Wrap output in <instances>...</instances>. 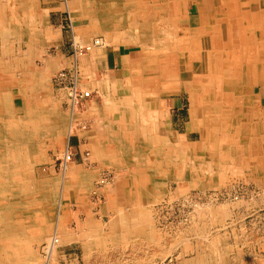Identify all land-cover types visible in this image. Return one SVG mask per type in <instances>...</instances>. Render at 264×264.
<instances>
[{"label":"bare ground","instance_id":"bare-ground-1","mask_svg":"<svg viewBox=\"0 0 264 264\" xmlns=\"http://www.w3.org/2000/svg\"><path fill=\"white\" fill-rule=\"evenodd\" d=\"M10 1L13 2V8L15 6L19 8L18 5L14 4L15 0ZM90 3L84 6L80 3V0H72L71 7L67 5L72 31L75 33L81 32L82 25L76 18L77 15L80 17L83 15L95 25L97 30H100V33L112 34L104 27L108 23L112 26L113 31H118L122 35L126 34V37L130 36L127 38L135 49L140 46L145 52H152L155 55V57L151 56V61H154L152 64L155 67V72H151L149 77L155 75L154 78L157 77L155 78L156 81H163V95L166 93H187L191 101L190 125L198 134L197 142L187 146L181 142L182 140H179L173 131L166 127L163 130L164 134L161 136L156 131L158 125H155L157 121L159 122L158 114L153 115L150 121L151 127L147 128L139 125L141 118V121L144 122L147 117L142 116L139 119L137 115L129 112L127 102L130 100L132 103H135L136 100L139 101V95L145 94L144 89L129 88L122 92V95L128 96L122 98L120 108H116L115 102L106 99L107 110L115 114L112 116L113 122L110 121L109 123L107 121L105 128V144L103 145L105 150L102 151L107 156L102 161L105 167L121 169L131 165L133 170L127 174L134 181L135 194L145 199L148 206L154 198H158L163 193L161 189H163V184L167 180L175 182L177 190L182 189L184 186L197 189L215 187L217 185L216 179L221 178V176L210 172L211 177L208 181H204L203 174L210 173L209 170L204 168L203 164L205 162L212 164V160L213 163H217L214 162L217 158L224 160L222 161L224 163L225 161L235 162L237 158L232 160V153L236 151L235 148L237 147H240L239 155L244 156V160H241L243 163L240 165L241 169L246 170L247 173L256 178H262L264 174L261 171V165L264 163V106H262L254 92L257 85L264 83V0H98L92 2L95 6H90L92 5ZM189 4L194 5L197 9L198 22L196 26H192L190 22L186 21L188 16H185L184 12ZM27 9V14L31 17L32 8L28 6ZM21 18L19 19L23 22L24 19ZM17 20L18 18L15 16L9 17L7 36L10 38L16 34L19 24H26V22L18 23ZM2 24L3 22L0 21V31L4 27V24ZM27 26L31 30L32 36L38 34L32 29V23ZM2 36L4 39V33L0 35V37ZM3 39L2 42L5 44ZM91 42L86 45L90 46ZM4 44L1 45L2 53L7 52V50L4 51L6 46ZM148 44L150 45L148 46ZM79 47L82 46L79 45ZM82 55H85V53ZM1 60L2 57L0 58V130H5L6 134L13 131L14 134L13 137L3 135L4 137L0 138V146L8 154L10 150L16 153L9 154L10 159L7 161L10 163L6 164H9L10 168L9 171H6L12 173L22 172L24 174L32 167V164L38 161L39 156L42 154V140L49 139L51 142L61 143L72 133V130L67 127L68 123L65 126V121L62 120L63 118L58 114L56 107L50 100L49 93L46 90V77L43 73L25 71L24 77L27 76V79L23 82L27 87L23 88L22 93H29V98L28 100L22 99L23 102L18 103L16 107H9L11 88L18 85L14 91H16L15 94H20L21 81L13 83L15 73L10 77L6 74L7 77L4 78L6 66ZM155 60H159V63H156ZM20 67L26 68L24 62L14 67V69L22 70ZM53 67L57 68V63ZM74 67L77 68L73 64L72 68L65 70H73ZM78 75L80 79L79 71ZM181 84L180 90L179 85ZM36 86L39 93V95L37 93L38 97L34 93L36 92ZM129 92L133 93V96L129 95ZM157 99L159 100V98ZM207 99H210L211 103H205ZM152 114L155 113L152 112ZM241 118L244 121L241 122ZM129 119H131V122H128ZM219 135H221V139ZM94 137L96 138V136ZM154 144L163 147V156L155 154ZM205 149L208 151L202 155L201 151ZM21 151L24 152L23 161L20 159ZM184 163H189V165L186 167ZM3 164L0 161V170L3 168ZM63 170L62 192L68 191L70 185L74 184L82 192L100 193L95 189V184L101 181V177L100 179L97 178L98 170L95 169L89 174L81 171L80 168L74 171L67 170V168ZM160 176H163V180L158 178ZM75 180H78V182H75ZM13 183L7 182L4 186H0L1 197L7 196V199L17 194L19 198L20 196L25 198L24 192L30 189L32 191L37 189L36 193L40 191L38 193L44 195L45 188L48 192L50 191L49 195L52 196V193L57 190L54 182L50 184L44 182V184L36 186L30 185V182H22L25 185L20 186L19 182H15L17 188ZM18 191L24 192L18 194ZM27 201L29 203V200ZM51 202L48 201V204H51ZM22 208L27 209L23 210L24 212L30 213L36 210V208L28 207L27 204H24ZM58 211L59 207L56 212L58 213ZM3 212L0 216H3L1 219L5 220L6 216L3 215ZM133 212H136V209ZM12 215H7V218L14 219ZM139 220L140 217L137 215L128 217L119 214L116 220L110 224L114 230L112 234L118 236L120 232L128 228L131 232L134 231V235H132L137 237L142 231L141 227H139L141 231L138 230L139 223L137 221ZM63 221L57 215L54 219L56 223L54 233L50 237L48 236L49 238H45L47 258L58 242L63 241L66 237L73 240L72 235L65 234L66 229ZM127 221L132 222V224ZM4 227V230L0 229V237L7 238V241H10L4 248H17L21 243H25L24 236H28L26 235L27 227L24 226L20 233H17L18 231L14 232L9 224ZM150 231V228H146L143 235L150 237ZM127 233L129 232L127 231ZM21 239L24 241L18 242ZM12 242H16V245ZM22 249H17V251H22ZM1 259L0 264H24L23 262L26 261L23 259H9L7 261Z\"/></svg>","mask_w":264,"mask_h":264},{"label":"rangeland","instance_id":"rangeland-1","mask_svg":"<svg viewBox=\"0 0 264 264\" xmlns=\"http://www.w3.org/2000/svg\"><path fill=\"white\" fill-rule=\"evenodd\" d=\"M89 1L92 4L90 6H95L92 2L98 0ZM12 5H1L0 3V21L3 24L8 25V20L11 16L18 18V23L26 22L27 25L30 23L34 24L32 17L28 16V20H26L21 10L16 6L13 8ZM184 13L185 16L189 17L191 25L196 26L195 20L198 17L196 7L188 5ZM79 17L77 15L76 20L80 21L81 25L85 27L88 19L83 17V15L80 19ZM19 18L24 19L23 22ZM26 24H19L15 32L16 34L12 38L7 36L9 29L0 31V35L4 33V39L3 36L0 37V58L2 57L1 61L6 66L4 78L7 77L6 74L10 77L15 73L13 83L21 81L20 94L17 95L15 94L16 91H14L18 85L11 88L9 107H16L18 103L29 98V93L24 91L22 93L23 88L27 87L23 82V80L27 79V76L24 77V72L43 73L46 77V90L49 93L50 100L56 107L58 114L63 118L62 120L65 121V126L68 123L67 127L72 130L71 134L94 125L92 121L85 120L79 114L86 112V105H88L90 100L91 102L93 101L92 104H99L101 102L100 95L92 92L88 100L78 105L77 109L72 111L66 89L54 80L62 70L73 67L72 58H57L55 57L56 54L46 52L45 50L40 53H34L32 49H29V52H25L24 49L22 52H1V45L4 44L2 39L5 41L4 45H8L11 50L16 49L15 45H18L20 41L23 43L29 39L28 43L36 42V38L32 36L31 30L24 28ZM122 36L126 37V34ZM127 37L126 42L131 44L132 49H134ZM147 37L149 38V36ZM136 49V52H133L135 57L134 59L132 57L133 63H131V69L126 75L127 79L125 78L122 82L110 86L111 90L108 89L104 92L106 99L112 95L119 98L126 97L128 95L124 96L122 92H125L129 88H143L145 94L139 95V101L136 100V104L132 103L131 100L127 102V110L129 112L137 115L139 119L142 116L144 118L147 117L144 122L141 121V118L139 125L147 128L151 127L150 121L153 115L158 114L159 122L157 121L155 125H158V130L156 131L161 136L164 134L163 130L166 127L170 131H173L179 140H182L181 142L184 145L196 143L198 134L190 125L191 113L189 114V112L191 101L187 93H166L163 95V81H156L155 78L157 77L154 78L155 75L149 77L151 72H155V67L152 64L154 61H151V56L155 57V55L152 52H145L140 46ZM4 51H6L5 47ZM21 61L22 63H20ZM155 61L159 63V60ZM23 62L26 68L20 67L22 70L14 69V67L23 64ZM55 63H57V68L53 67ZM77 70L80 71L81 75L80 88L89 90L85 86V78L82 77L81 69L77 68ZM261 85H257L254 92L258 98L260 96L264 98V93H262L264 86L262 88ZM181 86L182 84L179 85L180 90ZM35 89V96L38 97L37 86ZM129 93V95L133 96V93ZM154 98L156 99L155 101ZM177 103L181 105L179 109L176 108ZM205 103H211V100L207 99ZM260 103L264 106V102L260 101ZM152 112L155 114H152ZM240 121L242 122L244 119L241 118ZM128 122H131V119ZM0 133V138L5 135L13 137L14 134L13 131L6 134L5 130H0ZM78 133L80 134V132ZM69 136L63 140L64 143H54L49 139L42 140V154L39 156L38 161L29 168L28 174L8 172L10 167L6 163H10L7 161L10 159L9 154L16 153L10 150L8 154L0 146V161L4 163L3 170H0V186H4L7 182L11 184L14 182L13 184L16 188L18 182L20 186L25 185L22 182H30V185L32 184L33 186L42 185L44 182H49L48 184L54 182L57 187L52 196L49 195L50 191L48 192L46 188L44 190L46 194L44 193V195L39 194L40 191L36 193L37 189L34 191L30 189L25 192L23 191L25 198L22 196L19 198L17 194L7 199V196H0V214L4 210L3 215L6 216V218L4 217L5 220L1 219L3 216H0V229L4 230V226L9 224L14 232L18 231L17 233H20L21 229L25 226L27 227L26 235H28L24 236L25 243H21L18 246L19 248L15 247L12 249L4 248L10 241H7V238L0 237L1 260L23 259L24 261L26 260L23 262L24 264H188L189 262V264H264V174L262 178H256L252 174L247 173L246 170L241 169L240 165L243 164L241 160H244V156L239 155L240 147L235 148L236 151L232 153V160L237 158L235 162L225 161L224 163L222 162L224 160L217 158L214 161L217 163H213L212 160V164L206 162L203 164L204 168L209 170V173L212 172L221 176V178L218 177L216 179L217 185L215 187L197 189L195 187L188 188L184 186L182 189L177 190L176 183L167 180L163 184V189H161L163 193L158 198H154L149 206L145 202V199L135 194L134 181L127 174L133 170L131 165L121 169L98 167L97 178L100 179V177L104 176L108 178V184H100V186L97 183L95 184V189L100 191L98 194L102 195L105 190H109L114 186L115 191L112 197H107L105 200L101 198L100 202L96 203H94L95 196H97L96 192H92L94 196L92 202L94 204L90 205V194L88 195V192H82L80 189H77V186L74 184L70 185L68 191H61L64 170L62 169L61 171L60 158L65 150ZM219 138L221 139V135H219ZM153 146L155 154L163 156V147L156 144ZM68 149L73 158L68 163L67 170L74 161V154L69 147ZM86 151L90 153L89 150L82 149L84 158ZM207 151V149L202 150L201 154L204 155L203 153L206 154ZM23 153L21 151V161L24 159ZM77 160H79L78 157L76 158ZM78 163L81 164L82 162L79 161ZM188 165L189 163H184V166L187 167ZM262 165L261 171L264 172V163ZM77 169L79 168L77 167ZM210 175L211 173L203 174V180L208 181L211 177ZM158 178L163 180V176ZM75 182H78V180H75ZM19 192L21 191H18V194ZM27 200H29V203ZM48 201H52L51 204L53 205L48 204ZM24 204H27L28 207L36 208V210L34 212L31 211L32 213L24 212L23 210H27L26 208H22ZM41 205L42 207H40ZM58 207L59 211L57 213ZM135 209L136 212H133ZM78 212L82 214L79 215ZM119 214L128 217H134V215L140 217V220L137 221L139 223L138 230L140 232L142 229V231L137 237H134V231L131 232L128 228L127 230L125 229L126 231L120 232L118 236L112 234L114 230L110 224L116 220ZM7 215H12L14 219L7 218ZM57 215L59 219L64 220L65 226L68 227L71 223L75 224L76 228L72 231L70 229V231L75 233L73 240L76 243L69 245L66 242L71 241V239L64 236L65 239L54 245L47 258V254H45V248L47 247L45 238L53 234V223ZM22 219H26L24 220L26 222L25 225ZM127 222L129 223V221ZM129 224H132V222ZM146 228H150L151 230L149 232L150 237L143 235ZM68 232L65 230V234ZM24 240L21 239L18 242ZM15 243L12 242V244ZM21 248H23L22 251H17V249Z\"/></svg>","mask_w":264,"mask_h":264},{"label":"crops","instance_id":"crops-1","mask_svg":"<svg viewBox=\"0 0 264 264\" xmlns=\"http://www.w3.org/2000/svg\"><path fill=\"white\" fill-rule=\"evenodd\" d=\"M0 1L3 3V5H9V4L11 5L13 3L10 0H0ZM83 1L84 0H80V3L83 4L84 6L90 3L89 0H85L84 2ZM71 3L72 0H15L14 4L19 6V8L18 7L17 8L21 10L22 14L24 12L23 15L25 16L26 20H28V16H29V14H27L28 12L27 7L30 6L32 8L31 17L34 21V24L32 25V29H34L38 34H36V36H33L34 38H36V42L34 43L33 42L28 43L29 39H27V42L22 43L20 41L18 45H15L16 49L11 50L10 47L6 45L5 50L13 51V52L14 51L22 52L25 50V52H29V49H32V52L34 53H40L41 51L45 50L46 52L56 54L55 57L57 58L62 59V58L70 57L73 60V64H75L77 68L79 65V68L82 71L81 72L82 77L85 78L86 88L88 87L89 91L91 92L95 91L100 95L101 102L99 103V105L92 104L93 101L91 102L90 100L88 102V105H86L87 107L86 112L84 114H79L80 116H83L85 120L87 119V121H92L94 125L91 124L92 126H90L89 128L85 127L84 129L79 131L80 134H78V131L71 134L66 144V146L69 147L72 153L74 154V161H75V162L73 161L72 165L68 167L69 170L74 171L78 167L82 171H85L86 173L89 174L90 172H93L95 169L98 170V167H103V168L105 167L104 163L102 162L107 157L102 152L105 150L103 148V145L105 144V130H106L105 128L107 121L109 123L110 121L111 123L113 122V119L111 117L115 114V113L112 114V111L107 110V105L105 104L106 96L104 95V92H106L108 89L111 90L110 86L115 85L118 82H122L125 78L127 79L126 72L128 73L129 70L131 69V63H133L132 57L133 59L135 57L133 52L135 53L136 50L134 47H133L134 49H132V46L128 42H126V37H123L122 34L120 35L118 31L116 32L113 31L112 26L108 23H106L104 27L112 33L111 35H105L104 33H100L99 29L98 32L95 25L92 24L89 20L87 21L85 27L82 26V30L80 33L73 32L70 25V19L67 9V5H71ZM197 19L195 20L196 25L198 22ZM188 22H190L189 17H188ZM8 28L9 26L7 24L6 25L4 24L3 29H8ZM24 28L29 29L27 24ZM28 36L30 35L28 34ZM93 38L94 40L102 39L101 41L103 45L100 47H95L91 52L85 53V55H82L84 52H77V55H74L72 41H74L78 47L79 45L84 47L86 44L93 41ZM100 58H103L101 59L102 61L100 60ZM122 71L125 73V75ZM80 80H81V75H80ZM261 86L263 88L264 83ZM262 93H264V91ZM122 98L112 95L110 96V98H107V100L115 102L116 108H120L121 107L120 101L122 100ZM259 101L263 103L264 98L260 96ZM180 107L181 105L177 103L176 108L179 109ZM94 136H96V138ZM82 149H87L90 151V153H88L87 151L85 152L86 153L85 158L83 156ZM77 157L79 158V160L76 161ZM79 161L82 163L79 164L78 163ZM114 191H115V186L113 188H110L109 190H105L102 193V195L96 194L97 196H95L96 199L94 203L100 202L99 200L101 198L105 200L107 199V197H112ZM87 194L88 195L90 194L89 196L91 200L90 205H93L94 204L92 202V198H94L93 193L88 192ZM78 213L79 215L82 214L80 212ZM54 223H53V227H54L53 233L56 229V223L55 224ZM74 228H76V226L73 223H71L68 227L65 226V229L69 231L68 233L69 234L71 233L70 235L72 236H75V233L71 232L72 230H74ZM66 243L71 245V244H75L76 242L75 240H71Z\"/></svg>","mask_w":264,"mask_h":264},{"label":"built area","instance_id":"built-area-1","mask_svg":"<svg viewBox=\"0 0 264 264\" xmlns=\"http://www.w3.org/2000/svg\"><path fill=\"white\" fill-rule=\"evenodd\" d=\"M72 46L74 55H77V52L88 53L93 47L102 46V41L100 39H95L91 42L90 46L85 45L84 47H78L76 43L72 41ZM54 80L66 89L69 105L73 111L77 109L78 105L88 100L92 95L91 91L80 88V79L76 67H74L73 70H62ZM72 158L71 152L68 147H66V150H64L60 158L61 171L72 161ZM105 183L108 184V178L104 176L103 178L101 177V181L97 185Z\"/></svg>","mask_w":264,"mask_h":264}]
</instances>
